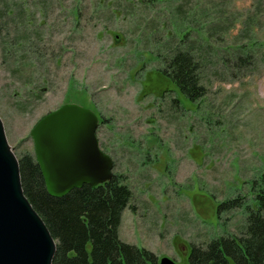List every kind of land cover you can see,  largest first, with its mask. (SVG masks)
Here are the masks:
<instances>
[{"label": "rangeland", "instance_id": "rangeland-1", "mask_svg": "<svg viewBox=\"0 0 264 264\" xmlns=\"http://www.w3.org/2000/svg\"><path fill=\"white\" fill-rule=\"evenodd\" d=\"M176 48L197 61L195 101L156 70ZM62 103L99 118L98 146L131 191L119 238L153 264H188L190 244L238 234L263 201L264 0H0V120L16 157Z\"/></svg>", "mask_w": 264, "mask_h": 264}, {"label": "trees", "instance_id": "trees-1", "mask_svg": "<svg viewBox=\"0 0 264 264\" xmlns=\"http://www.w3.org/2000/svg\"><path fill=\"white\" fill-rule=\"evenodd\" d=\"M156 59H159L155 55ZM156 68L184 100L195 101L204 94L198 65L188 48H176L161 58ZM175 101H178L175 99ZM22 192L42 219L55 241L51 264H146L154 255L143 247L123 242L118 236L121 212L130 207L131 191L121 176L112 173L103 183L82 184L61 196L46 190L34 156H17ZM264 192V187L260 189ZM255 210L248 209L238 234H222L208 242L190 244L188 264H264V196ZM239 198L226 200L222 208Z\"/></svg>", "mask_w": 264, "mask_h": 264}, {"label": "water", "instance_id": "water-1", "mask_svg": "<svg viewBox=\"0 0 264 264\" xmlns=\"http://www.w3.org/2000/svg\"><path fill=\"white\" fill-rule=\"evenodd\" d=\"M97 123L90 109L62 103L32 125L33 155L49 194L111 178L113 163L98 146ZM54 251L55 241L22 192L17 157L0 120V264H51ZM157 264L177 263L162 256Z\"/></svg>", "mask_w": 264, "mask_h": 264}, {"label": "flooded vegetation", "instance_id": "flooded-vegetation-1", "mask_svg": "<svg viewBox=\"0 0 264 264\" xmlns=\"http://www.w3.org/2000/svg\"><path fill=\"white\" fill-rule=\"evenodd\" d=\"M98 121H99V118H98Z\"/></svg>", "mask_w": 264, "mask_h": 264}]
</instances>
